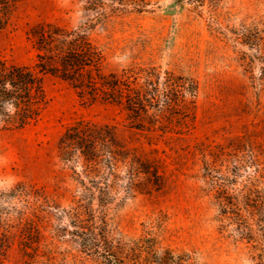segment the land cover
<instances>
[{"label":"rangeland","instance_id":"374dc122","mask_svg":"<svg viewBox=\"0 0 264 264\" xmlns=\"http://www.w3.org/2000/svg\"><path fill=\"white\" fill-rule=\"evenodd\" d=\"M71 43L97 60L80 75L43 74L38 118L0 128L4 264H87L67 232V210L85 216V205L116 239L150 235L196 264H264V243L222 226L208 177L252 190L264 213V0H18L0 26L9 64L37 68V44ZM78 126L75 136L114 140L119 178L106 173L118 186L105 205L83 192L90 162L67 145Z\"/></svg>","mask_w":264,"mask_h":264},{"label":"trees","instance_id":"16d2710c","mask_svg":"<svg viewBox=\"0 0 264 264\" xmlns=\"http://www.w3.org/2000/svg\"><path fill=\"white\" fill-rule=\"evenodd\" d=\"M17 1L0 0V26L10 15ZM37 48L40 51L37 68L9 64L0 59V128L24 127L38 118L40 105L46 99L43 74L61 73L63 77L69 73L80 75L83 67L93 65L98 58L91 44H37ZM50 58L59 59L62 68L57 69ZM128 108L133 109L131 106ZM75 131L82 134L83 130L80 126L75 130L72 128L67 130V145L76 140L90 162L89 166L86 165V170L76 172L78 176L89 178L88 181L79 178L83 192L88 197L87 202L97 197L101 204L105 205L109 199L115 197V187L118 186L109 180L106 173L119 178V172L111 160L116 157L114 140L106 133L100 135L92 133L93 130L86 132L85 137L75 136ZM70 152L67 149V160L72 159L69 156ZM104 152L108 155H104ZM106 156L110 159L104 163L103 158ZM97 177L103 180L99 182ZM208 177L215 186V198L220 207L218 217L222 226L226 228L229 223H235L242 239H246L255 247L264 243L263 236H260V231L264 235V228L260 229L264 225L257 223L260 221L258 218L264 216L263 205L254 198L252 190L244 191L223 184L214 174ZM130 183L133 185V178ZM125 187L129 189L128 184ZM79 202L80 200L76 203ZM84 208H88L84 212L85 216L82 210L75 207L67 210L70 225L74 227L72 230L67 228V232L72 235L71 240L79 244L83 260L87 264H196V258L189 251H176L161 246L150 235L135 240L116 239L110 235L102 213L95 214L92 207L89 208L87 205ZM262 251L257 254L261 263L264 262V250ZM0 264H4L3 257H0Z\"/></svg>","mask_w":264,"mask_h":264}]
</instances>
